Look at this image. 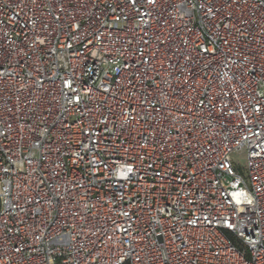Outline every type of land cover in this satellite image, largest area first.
Here are the masks:
<instances>
[{"label": "built area", "instance_id": "2783aa9c", "mask_svg": "<svg viewBox=\"0 0 264 264\" xmlns=\"http://www.w3.org/2000/svg\"><path fill=\"white\" fill-rule=\"evenodd\" d=\"M0 264H264V0H0Z\"/></svg>", "mask_w": 264, "mask_h": 264}, {"label": "rangeland", "instance_id": "374dc122", "mask_svg": "<svg viewBox=\"0 0 264 264\" xmlns=\"http://www.w3.org/2000/svg\"><path fill=\"white\" fill-rule=\"evenodd\" d=\"M231 161L237 169L241 170L242 173L245 172L246 154L243 151L232 154L231 155Z\"/></svg>", "mask_w": 264, "mask_h": 264}]
</instances>
